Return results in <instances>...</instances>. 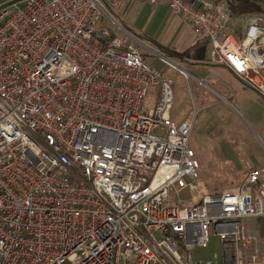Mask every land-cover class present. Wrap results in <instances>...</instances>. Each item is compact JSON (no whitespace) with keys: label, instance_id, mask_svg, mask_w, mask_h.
<instances>
[{"label":"built area","instance_id":"obj_1","mask_svg":"<svg viewBox=\"0 0 264 264\" xmlns=\"http://www.w3.org/2000/svg\"><path fill=\"white\" fill-rule=\"evenodd\" d=\"M148 1L188 22L210 63L264 99L263 17L237 31L224 4ZM117 5H0V264H264L250 227L264 218V165L240 186L202 188L194 119L174 120L172 79L99 25ZM184 191L198 200L185 206ZM211 233L220 261L194 259Z\"/></svg>","mask_w":264,"mask_h":264},{"label":"rangeland","instance_id":"obj_2","mask_svg":"<svg viewBox=\"0 0 264 264\" xmlns=\"http://www.w3.org/2000/svg\"><path fill=\"white\" fill-rule=\"evenodd\" d=\"M216 1L211 0L210 2L215 3ZM218 4H224L229 8L223 0H220ZM253 16H234L231 14L232 24L236 25L237 31H241L246 20ZM104 20L101 17L100 26H103ZM137 30L133 33L142 38H149L148 30L143 31L140 25ZM148 44L154 47L153 43L149 42ZM150 60H156V57L150 55ZM169 72L167 76L173 81L171 86L175 113L179 114L180 117L188 113V118L194 119L190 145L194 150H199L203 158V165L201 164L200 170L202 188L209 189L214 193L240 186L250 168L264 164V102L260 100L261 107L257 112V123H252L247 115L240 112L234 99L229 98L224 101L207 89H204L200 105L196 107L182 106L180 98L183 93L188 92L190 83L199 86L198 89L203 88L191 75H184L178 70H170ZM198 94L199 91L196 95L198 96ZM240 100L242 102L255 101L257 96L245 92ZM212 103L214 105L208 110L202 109L203 106ZM197 197L198 192L190 194L184 191L179 194V199L185 206H191L194 201L198 200ZM174 201L172 196L171 203ZM250 225L252 230L264 239V218L253 220ZM219 243V238L211 233L208 247L196 248L192 253L193 258L207 261L212 260L214 254H217L218 257L221 256ZM218 261H220V257Z\"/></svg>","mask_w":264,"mask_h":264},{"label":"crops","instance_id":"obj_3","mask_svg":"<svg viewBox=\"0 0 264 264\" xmlns=\"http://www.w3.org/2000/svg\"><path fill=\"white\" fill-rule=\"evenodd\" d=\"M9 1L11 0H0V5ZM110 14V18L102 16L105 19L102 27H107L111 33L120 32L127 37L128 43L136 47L144 60L159 73L168 77L170 70H178L179 73L191 75L198 81L203 89H198L199 86L190 83L188 92L183 93L180 98L182 106L200 105L204 89H207L224 101L234 99L241 113L247 115L252 123L258 122L257 112L261 107L260 102H264V99L240 83L226 68L211 64V48L208 41L197 37L191 25L181 17L174 16L168 6H153L148 0H118L117 7L111 9ZM139 25L143 31H149V38H142L133 33ZM149 42L153 43L154 47H151ZM150 55L156 57V60H150ZM161 57H167L173 65L165 64ZM245 92L255 94L257 100L242 102L240 97L244 96ZM213 105H205L202 109L208 110ZM188 117V113L180 117L173 109L175 121L180 122ZM194 151L199 163L203 165L200 151Z\"/></svg>","mask_w":264,"mask_h":264},{"label":"trees","instance_id":"obj_4","mask_svg":"<svg viewBox=\"0 0 264 264\" xmlns=\"http://www.w3.org/2000/svg\"><path fill=\"white\" fill-rule=\"evenodd\" d=\"M228 4L230 13L234 16H261L264 18V0H223ZM217 3L220 0L216 1ZM215 2V3H216ZM218 193V192H214Z\"/></svg>","mask_w":264,"mask_h":264}]
</instances>
